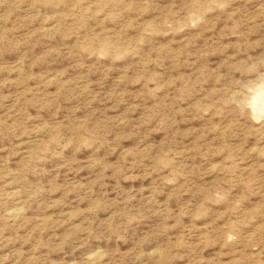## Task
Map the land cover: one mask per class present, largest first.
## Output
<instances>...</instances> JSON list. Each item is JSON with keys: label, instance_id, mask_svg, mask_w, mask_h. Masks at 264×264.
<instances>
[{"label": "rangeland", "instance_id": "374dc122", "mask_svg": "<svg viewBox=\"0 0 264 264\" xmlns=\"http://www.w3.org/2000/svg\"><path fill=\"white\" fill-rule=\"evenodd\" d=\"M263 96L264 0H0V264H264Z\"/></svg>", "mask_w": 264, "mask_h": 264}, {"label": "bare ground", "instance_id": "6f19581e", "mask_svg": "<svg viewBox=\"0 0 264 264\" xmlns=\"http://www.w3.org/2000/svg\"><path fill=\"white\" fill-rule=\"evenodd\" d=\"M254 101H255V100H254ZM252 107H254V106H252ZM253 109H254V108H253ZM255 109L258 111L259 114L262 113V112H264V96H263L262 99H259V100L257 101V104H256V106H255Z\"/></svg>", "mask_w": 264, "mask_h": 264}]
</instances>
